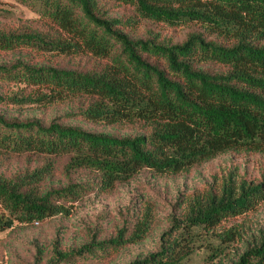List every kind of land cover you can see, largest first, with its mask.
<instances>
[{
	"label": "trees",
	"instance_id": "1",
	"mask_svg": "<svg viewBox=\"0 0 264 264\" xmlns=\"http://www.w3.org/2000/svg\"><path fill=\"white\" fill-rule=\"evenodd\" d=\"M14 1L36 19L0 29V53L30 57L0 66V86L8 88L0 106L64 105L68 118L126 134L0 114V163L46 160L17 174L0 172V234L69 217L85 197L114 193L145 171L178 177L222 156L252 154L263 161L259 179L225 174L191 201L182 221L173 220L160 252L130 264H185L209 245L215 257L222 253L203 236H220L224 222L264 203V0ZM148 26L193 31L175 43L151 29L140 36ZM63 158L68 184L48 187ZM76 173L91 178L73 182ZM153 227L146 210L108 239L92 233L70 251L57 240L48 264L111 261ZM44 254L38 249L36 264ZM233 264H264V238Z\"/></svg>",
	"mask_w": 264,
	"mask_h": 264
},
{
	"label": "rangeland",
	"instance_id": "2",
	"mask_svg": "<svg viewBox=\"0 0 264 264\" xmlns=\"http://www.w3.org/2000/svg\"><path fill=\"white\" fill-rule=\"evenodd\" d=\"M0 9L1 30L7 31L36 19L31 11L14 0H0ZM147 29L161 32L163 38L175 43L183 41L193 31L190 28L175 32L148 26L140 36H146ZM22 55L30 59L29 56ZM22 55L0 53V66L23 59ZM7 90L8 88L0 86V92L7 93ZM0 114L21 120L38 119L46 125L60 120L59 122L65 125L81 127L91 132L126 134L117 129L68 118L71 108L64 105L49 108L0 106ZM45 161L44 158H14L8 167L5 165L7 162L0 163V172L13 175L27 168L43 166ZM67 163L66 158L57 161L56 176L48 182V187L59 188L68 184V178L63 171ZM262 163V159L252 154L235 153L222 156L178 177H162L145 171L114 193H93L85 197L73 206L69 217L59 216L34 225H17L12 230L1 233L0 264H36L38 249L45 251L43 264H48L52 258V246L55 241H60L63 251H70L87 244L92 233H97L100 240L108 239L116 235L126 220L139 217L144 211L150 210L154 227L143 243L123 250L111 261L85 264H130L137 259H143L160 252L162 246L172 238L173 220L182 221L186 217L194 198L204 196L229 172L234 171L249 180L259 179L262 175ZM90 178L87 173H76L71 177L73 182L82 183L89 182ZM217 233L223 234L211 238L203 237L223 249L222 253L218 250V256L215 257L211 245L207 248L201 247L185 264H233L246 251L259 244L264 238V203L254 212L224 222ZM218 237H222L223 241Z\"/></svg>",
	"mask_w": 264,
	"mask_h": 264
}]
</instances>
